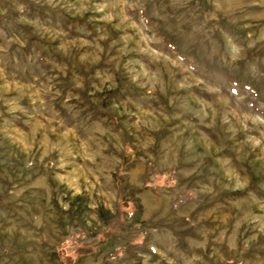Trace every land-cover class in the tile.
<instances>
[{"label": "rangeland", "instance_id": "obj_1", "mask_svg": "<svg viewBox=\"0 0 264 264\" xmlns=\"http://www.w3.org/2000/svg\"><path fill=\"white\" fill-rule=\"evenodd\" d=\"M0 264H264V0H0Z\"/></svg>", "mask_w": 264, "mask_h": 264}, {"label": "trees", "instance_id": "obj_2", "mask_svg": "<svg viewBox=\"0 0 264 264\" xmlns=\"http://www.w3.org/2000/svg\"><path fill=\"white\" fill-rule=\"evenodd\" d=\"M128 160V152L124 154L123 156V162H126Z\"/></svg>", "mask_w": 264, "mask_h": 264}]
</instances>
